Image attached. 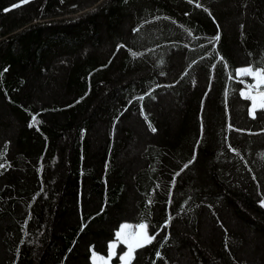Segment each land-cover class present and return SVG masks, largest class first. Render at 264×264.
I'll list each match as a JSON object with an SVG mask.
<instances>
[{
	"label": "trees",
	"instance_id": "obj_1",
	"mask_svg": "<svg viewBox=\"0 0 264 264\" xmlns=\"http://www.w3.org/2000/svg\"><path fill=\"white\" fill-rule=\"evenodd\" d=\"M78 1L0 0V264H264V0Z\"/></svg>",
	"mask_w": 264,
	"mask_h": 264
},
{
	"label": "snow or ice",
	"instance_id": "obj_2",
	"mask_svg": "<svg viewBox=\"0 0 264 264\" xmlns=\"http://www.w3.org/2000/svg\"><path fill=\"white\" fill-rule=\"evenodd\" d=\"M23 3H26L27 0H22ZM19 4L13 5V7H19ZM199 6V4L197 5ZM9 9H6V11ZM216 40H219V36H217L215 38ZM221 60H223V57H220ZM236 76L240 77V76H248L251 77L253 79V81H255V83L251 84V85H247V88H252L256 91L257 95H245L244 91H241V96L245 99H250L252 101V105H251V110H250V114L252 115V118H255L256 113H255V109L257 108V99L259 98V107L261 109H264V67H257L255 68V70L253 69L252 66H247V67H242L236 70ZM240 83H245L244 80H240ZM37 123L35 116L33 117V124ZM31 126V125H30ZM230 127V126H229ZM152 131L155 132L156 129L152 128ZM233 151H235L233 149ZM192 161H189L187 164H185L183 166V169H186L189 164ZM0 167H3V165H0ZM183 169H181V171H183ZM180 173H176V175H179ZM175 183V181H173V184ZM262 206H264V202H262ZM167 226V225H166ZM129 227V225L125 224L122 226V230L123 229H127ZM139 230H140V235L139 237L136 236V233H131L129 234L125 239L128 242V251L125 252L120 259L122 261H124V264H130L131 260L133 259V253L136 251L137 248H141L145 246V242H151V240L155 239V235L153 236H148L147 232H146V224L141 223L139 225L136 226ZM117 236H120V233H117ZM157 257H160V253L158 252Z\"/></svg>",
	"mask_w": 264,
	"mask_h": 264
},
{
	"label": "rangeland",
	"instance_id": "obj_3",
	"mask_svg": "<svg viewBox=\"0 0 264 264\" xmlns=\"http://www.w3.org/2000/svg\"><path fill=\"white\" fill-rule=\"evenodd\" d=\"M40 1L41 0H29L26 3H20L19 7H14V8L12 7L7 11V13H5L3 15H6V14L12 13V12H16L18 10H23L25 8H30V9H33L35 11L36 6ZM85 1H87V0H80V1L74 3L70 6H67L66 8L56 7V5L53 2L52 3L50 2L45 7H43L44 13L53 14L55 12L63 11V10L70 9V8L74 9V7L76 8V6L77 7L83 6ZM0 18H2L1 13H0ZM254 83H255V81H254ZM243 91H244L245 95H257L256 91L252 88H246ZM257 108H259V98L257 99ZM125 224L129 225V227L127 229L122 230V226ZM139 224H141V223H131V222L123 223L119 229V232H118V233H120V236L118 237V239L116 241L111 242L110 246H108L109 247L108 255H103V254H100L97 252H93L92 259H91L92 264H124V261H122L120 259V257L125 252L128 251V242L129 241H127L125 238L131 233H136V236L139 237L140 230L136 227ZM144 224H146V226H147V223H144ZM146 232H147V235L150 236L149 231H148V226L146 227ZM120 243H123L126 246L125 251H123L121 254H119L118 250H117ZM133 256H134V253H133ZM116 258L119 259V261H116ZM130 264H132V260H131Z\"/></svg>",
	"mask_w": 264,
	"mask_h": 264
},
{
	"label": "crops",
	"instance_id": "obj_4",
	"mask_svg": "<svg viewBox=\"0 0 264 264\" xmlns=\"http://www.w3.org/2000/svg\"><path fill=\"white\" fill-rule=\"evenodd\" d=\"M260 108V107H259ZM258 109V108H257ZM257 109H255V111L257 110ZM251 110V109H250Z\"/></svg>",
	"mask_w": 264,
	"mask_h": 264
}]
</instances>
